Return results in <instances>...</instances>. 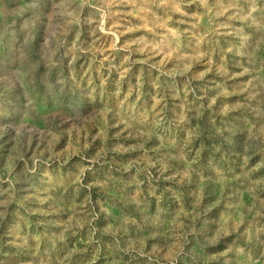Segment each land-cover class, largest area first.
Listing matches in <instances>:
<instances>
[{"label": "rangeland", "instance_id": "1", "mask_svg": "<svg viewBox=\"0 0 264 264\" xmlns=\"http://www.w3.org/2000/svg\"><path fill=\"white\" fill-rule=\"evenodd\" d=\"M0 264H264V0H0Z\"/></svg>", "mask_w": 264, "mask_h": 264}]
</instances>
